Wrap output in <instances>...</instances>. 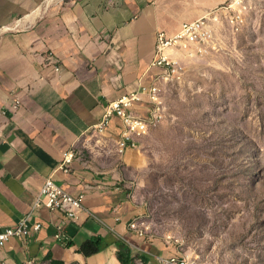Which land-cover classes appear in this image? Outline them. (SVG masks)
Wrapping results in <instances>:
<instances>
[{"label": "crops", "instance_id": "crops-1", "mask_svg": "<svg viewBox=\"0 0 264 264\" xmlns=\"http://www.w3.org/2000/svg\"><path fill=\"white\" fill-rule=\"evenodd\" d=\"M42 1L0 0V225L23 217L41 224L28 239H9L0 264H121L118 243L134 263H158L173 253L168 241L129 228L142 212L130 184L143 137L120 150V117L103 120L110 102L157 82L158 32L169 35L226 0H71L55 9ZM139 95L130 109L147 116L148 95ZM46 177L82 197L77 219L35 206ZM96 239V252L80 249Z\"/></svg>", "mask_w": 264, "mask_h": 264}, {"label": "rangeland", "instance_id": "rangeland-1", "mask_svg": "<svg viewBox=\"0 0 264 264\" xmlns=\"http://www.w3.org/2000/svg\"><path fill=\"white\" fill-rule=\"evenodd\" d=\"M246 1L215 50L176 52V74L160 84L163 119L141 136L129 185L142 235L198 264H264V0Z\"/></svg>", "mask_w": 264, "mask_h": 264}, {"label": "built area", "instance_id": "built-area-1", "mask_svg": "<svg viewBox=\"0 0 264 264\" xmlns=\"http://www.w3.org/2000/svg\"><path fill=\"white\" fill-rule=\"evenodd\" d=\"M248 2L246 0H226L221 5L207 11L197 19L184 21L179 24L169 35L158 32L154 48L153 64L162 69L157 82L149 88H143L140 92L123 95L110 102L107 106L103 124L110 116L120 117L124 130L122 138L119 140L120 150L127 144L135 146L136 140L145 135L150 127L155 126L163 119L161 102L159 99L160 84L176 74L178 60L175 58L176 52L183 53L186 57L203 56L211 50H215L219 45L220 29L224 24L231 27L242 22L243 11L246 10ZM139 93H146L151 103V108L147 116H142L130 109L131 102L139 100ZM103 125L99 124L97 129L102 130ZM74 157L73 151L63 153L60 168L64 172L68 171V165ZM82 197L73 196L51 177H46L41 187L40 193L35 200V206L46 207L50 210H60L72 220L79 217L84 210ZM40 223L30 224L26 217L19 219L16 223L8 226L0 225V250L11 238L28 239L33 231L39 230ZM129 228L142 235V231L137 229L134 221L129 223ZM55 238L62 241L63 235L58 226L54 234ZM160 264H198L188 260L183 256H169L159 258Z\"/></svg>", "mask_w": 264, "mask_h": 264}, {"label": "trees", "instance_id": "trees-1", "mask_svg": "<svg viewBox=\"0 0 264 264\" xmlns=\"http://www.w3.org/2000/svg\"><path fill=\"white\" fill-rule=\"evenodd\" d=\"M98 239L90 240L84 243L81 246V250L85 254H89L91 252H96L98 250ZM94 245V246H93ZM117 256L121 264H135L133 260V256L131 255L130 248L124 243H118V252ZM51 264H62V262L52 261Z\"/></svg>", "mask_w": 264, "mask_h": 264}]
</instances>
